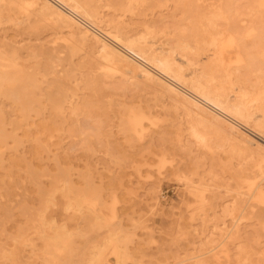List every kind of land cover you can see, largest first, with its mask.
I'll return each instance as SVG.
<instances>
[{
  "label": "bare ground",
  "instance_id": "6f19581e",
  "mask_svg": "<svg viewBox=\"0 0 264 264\" xmlns=\"http://www.w3.org/2000/svg\"><path fill=\"white\" fill-rule=\"evenodd\" d=\"M166 1L169 16H178L172 30L156 29L153 16L141 29L119 19L118 11L148 7V0H0V184L7 197L24 185L15 213L27 222L32 218L46 262L66 244L55 229L56 217L85 201L72 186V166L79 159L72 162L64 140L78 125L79 105L104 97L109 82L104 76H118L125 86L179 109L186 142L208 153L223 151L236 161L244 204L225 207L223 214L240 208L244 219H253L244 228L264 219V0H248L246 7V0ZM93 61L102 73H93ZM89 88L102 92L94 99L78 93ZM143 96L129 95L153 100ZM124 118L128 130L139 134L147 116L129 109ZM247 161L254 169L244 172ZM159 162L167 161L161 157ZM178 177L189 186L188 176ZM188 191L202 201L200 189L189 186ZM157 192L152 186L146 194L156 200ZM56 197L60 203L52 202ZM35 200L45 209L51 202L50 211L31 215ZM12 208L0 203V215L13 216ZM262 230L264 224L252 228L256 237H244L233 254L226 252L223 264H264ZM237 232L230 241H236ZM23 233L18 227L10 239L24 244ZM232 256L236 260L230 262ZM24 258L19 253L9 262L31 264Z\"/></svg>",
  "mask_w": 264,
  "mask_h": 264
},
{
  "label": "rangeland",
  "instance_id": "374dc122",
  "mask_svg": "<svg viewBox=\"0 0 264 264\" xmlns=\"http://www.w3.org/2000/svg\"><path fill=\"white\" fill-rule=\"evenodd\" d=\"M147 3L148 7L118 11L119 19L135 22L137 29H141L153 16L156 29L176 27L178 16L175 20L169 16V2ZM250 4L244 1V7ZM48 33L43 37L48 38ZM156 44L159 42L155 41ZM98 63L91 62L93 73H102ZM117 77L104 76L109 82L100 101L87 100L79 105L80 112L74 116L78 125L64 140L67 142L64 151L72 162L79 159L71 171L75 179L73 190L86 201L80 202L79 209L70 206L67 216L56 217L55 229L65 236L66 244L55 251L53 262H46L32 218L27 222L15 213L24 185L20 184L7 197L0 184V203L14 206L13 216L0 215V264H10L9 257L19 253L25 254L24 259L31 264H194L198 260L223 264L227 261L226 252L233 254L236 246L244 244V237L247 241L256 237L252 228L264 224V219L244 228V222L253 219H244L240 208L231 215L223 214L225 207L244 204V194L236 182V161L223 151L208 153L186 142L179 109L172 103L154 99L148 91L125 86ZM100 92L101 89L92 88L78 90L90 99ZM134 93L153 100L130 98ZM129 109H140L147 116L139 134L128 130L124 113ZM178 127L180 131L176 130ZM161 157L167 161L162 166ZM253 169L249 161L244 164V172ZM179 174L190 178L191 189L201 190L202 201L188 191V184ZM152 186L158 191L156 200L146 194ZM58 198L52 202L60 203ZM50 206L51 202L45 209L35 200L30 213L49 212ZM18 227L24 228L23 236L27 239L20 245L10 239ZM236 229L237 239L232 242L229 237ZM260 233V240L264 241V232ZM48 235L53 233L50 231ZM31 249L34 254H29ZM235 260V256L229 258L230 262Z\"/></svg>",
  "mask_w": 264,
  "mask_h": 264
}]
</instances>
